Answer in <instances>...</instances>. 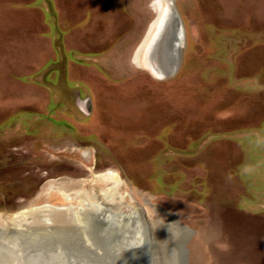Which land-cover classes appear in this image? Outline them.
I'll list each match as a JSON object with an SVG mask.
<instances>
[{"label":"rangeland","instance_id":"obj_1","mask_svg":"<svg viewBox=\"0 0 264 264\" xmlns=\"http://www.w3.org/2000/svg\"><path fill=\"white\" fill-rule=\"evenodd\" d=\"M156 1L0 0V238L8 244L25 240L16 228H32L116 264L129 244H107L93 222L88 240L76 212L114 190L102 174L117 169L124 198L105 201H123L124 213L145 208V264H264V0H172L184 44L178 71L164 79L146 69L156 70L147 47ZM71 138L91 140L83 145L95 156L80 160ZM44 170L55 180L49 189ZM73 171L95 182L81 202L59 194L79 189L68 181ZM45 203L68 207L47 216L38 210Z\"/></svg>","mask_w":264,"mask_h":264},{"label":"bare ground","instance_id":"obj_2","mask_svg":"<svg viewBox=\"0 0 264 264\" xmlns=\"http://www.w3.org/2000/svg\"><path fill=\"white\" fill-rule=\"evenodd\" d=\"M153 6H154V8H156V17L153 20L151 27H150V31L147 35V37H148L150 34H152V41H151V43H149L150 46L147 45V47H150L149 51H148L149 52V55H148L149 59L148 60H150V61H148V62L150 65H152L154 63V65H152V67L156 70L163 69L166 72H169V71L171 72L172 68L174 67V62H175L176 57H177V49H176L177 43L180 42V40H181L180 38L183 37L182 27H181V25L178 26V22L176 20V17L174 16L175 12L173 10V3L171 2V0H158V1L153 3ZM167 17H169L171 19V21L169 18H168L169 19V21H168ZM172 32L175 36L172 34ZM95 176L97 178L98 176H101V175L97 174ZM102 176H105V178L110 177V178L114 179V181H115L114 182L115 185L113 184L114 190L112 192L106 194L107 192L104 191V189H103V191H99V192H101V195L99 197H97L96 194H93L92 196L96 199V201L95 202L92 201L93 203H90V204L87 203L86 207H84V208H80V209L78 208L79 210L76 212L78 215V216H76V221H78L77 222L78 224L80 221V223L85 226V231L87 232L86 236H87L88 240H89L90 235H91L90 232H92V229L96 226L95 224H97V225L101 224V225H103L101 230H100V228L98 230H96V227H95V231H96L95 235L98 237L100 236L99 238L102 237L103 241L106 240L107 242H110V244H112L111 242H113L114 245L116 244L115 240L117 242H119L120 244L123 240L128 241L127 244H129V245L127 247V250L114 255L113 260L115 262H117L116 264H124L129 258H131L132 260H134V262H136L137 258H135V257H136L137 253H142V255L144 257L143 264H145V259H146V256L148 255L149 247H150V242H149L150 236L147 235L149 233L148 232L149 229L147 227L148 222L146 221L147 217L145 214V208H143V207L137 208V207L133 206L130 213H124V212H121L119 209L121 207V204L123 203V201L121 204H118V203L113 204L114 202L106 204L105 200L109 199L111 201L112 200L114 201L113 197L115 199H118L119 197L120 198L123 197L124 194H121V192L119 194V192H118V191H121L120 190L121 187L119 185V179H120L119 176L120 175L117 172H115L113 170L108 171V172L102 174ZM100 178H102V177H100ZM77 185H78V183H77ZM71 193H73V192H71ZM120 198H119V200H120ZM123 198H121V199H123ZM130 198L133 201V199H134L133 196L130 195ZM87 201H89V200H87ZM123 205H124V203H123ZM67 207L68 206H66V207H64V206H61V207L53 206L51 204L45 203L38 210L39 211H46L47 212L46 214H48L47 216H49V213H51V211H53V209H55L54 211L57 212V210L61 211V210L67 209ZM87 208H88V210H86ZM71 209H72V207L70 208V211H71ZM35 211H37V210H35ZM85 211H86V213H83ZM118 211H120V212H118ZM31 212L32 211H30V213ZM73 213H75V212L73 211ZM66 214H68V212ZM26 215H28V214H26ZM91 216H93L94 218L92 220H89V222H86V220H85L86 217L90 218ZM106 218H107V221H106ZM13 220H14V218H13ZM50 220H51V218L46 217V221L48 223L51 222ZM93 220H95V221H93ZM92 222L95 224H93ZM11 224L13 225L14 223H11ZM87 224H88V226H87ZM91 224H93V225L91 226L92 228L90 227V230H89L88 228ZM173 224H175V223H173ZM11 227H13V226H11ZM16 227H17V225H16ZM159 227H160V225H159ZM15 230H17L18 233H20L23 236H28V234L32 235V233H34V230H32V228L19 227V228H16ZM49 232L50 231L47 230V231H45V234L50 235L51 232L50 233ZM97 233H99V234H97ZM130 233H132V237H131ZM31 235H29V236L31 237ZM58 235H55V237L59 240H63V239H60L61 237ZM74 236H77V235H74ZM74 236L72 237L71 240L74 239ZM95 238H97V237H95ZM0 240L2 242V240H4V239L0 238ZM63 241L65 242V240H63ZM77 241H80V240H77ZM86 241L87 240H85L83 242H86ZM3 242H8V241L4 240ZM144 242H145V245H144ZM75 243H73V244H75ZM79 244H81V243L79 242ZM75 245H77V244H75ZM82 247H84V246H82ZM7 258L8 257H6V251H4V250L1 251L0 252V264H5Z\"/></svg>","mask_w":264,"mask_h":264},{"label":"water","instance_id":"obj_3","mask_svg":"<svg viewBox=\"0 0 264 264\" xmlns=\"http://www.w3.org/2000/svg\"><path fill=\"white\" fill-rule=\"evenodd\" d=\"M173 10L175 12L174 16L176 17L178 26L181 25L182 27L178 13L174 7ZM180 39H181L180 42L177 41L178 42L176 46L177 57L171 72L169 71V73H161L159 71L157 72L156 70L152 72L150 70L151 68L149 69L148 66H146L147 67L146 69H148L153 75L161 79L174 75L175 72L178 71V68L180 66L182 49H183L182 47L184 44L183 43L184 33H183V37ZM2 235L3 233L0 232V237ZM9 237L12 239H17L19 236L11 233ZM44 237L42 238L40 235L38 236L32 235L31 237L26 236L23 243L20 241H16V243L19 242V244L15 246L12 243L8 244L7 242L4 243L0 242V248H1L0 252L3 250L6 251V257H8L6 259L7 261L6 264H70L73 261L75 262V264H105L103 262L95 263L92 260V258L90 257L88 258V256L82 254V252L76 251L67 246H65L66 247L65 248L62 245L63 243L60 242L56 243L53 238H46V237L44 238ZM122 247L106 250L104 252L105 262L111 263V255L123 250ZM135 258H137V260L136 262L133 261L132 264H143L144 257L142 253H137Z\"/></svg>","mask_w":264,"mask_h":264},{"label":"flooded vegetation","instance_id":"obj_4","mask_svg":"<svg viewBox=\"0 0 264 264\" xmlns=\"http://www.w3.org/2000/svg\"><path fill=\"white\" fill-rule=\"evenodd\" d=\"M67 58H66V55H63L62 56V59H61V62H60V64H61V69H62V71H64L66 74H67V70H68V67H67ZM65 74V75H66ZM127 87H130V89H132V86H131V84H129ZM130 89H129V91H130ZM88 102H81L80 103V106H81V108L85 111V110H87L86 112H90V108H89V106H88ZM151 134H150V133ZM153 133V134H152ZM156 134H157V132H155V129H153V130H151V131H146V130H144V131H142V132H140V135L141 136H135V137H139V138H141L143 135H145V136H151L152 137V135L153 136H156ZM158 134H159V132H158ZM147 136V137H148ZM127 137H129V136H127ZM130 137H132V136H130ZM148 138H150V137H148ZM93 139H95V138H93ZM71 141H73V142H77L76 144H77V146H73V152H75L76 154V156L77 157H79L80 158V160H83V161H86L87 159L90 161L91 160V155L89 156L88 154L90 153V154H93V156H95V154H96V150H95V148H94V145L93 144H91V145H83V144H90V142L92 143V141L90 140V141H88V142H85V143H80L79 142V140H74V139H72L71 138ZM95 143L97 142V141H94ZM34 145H35V147L39 144L38 142H35V143H33ZM98 145V144H97ZM88 146H90V148H88ZM86 147V148H85ZM84 148H85V150H84ZM33 149H35V148H33ZM88 152H87V151ZM85 152H86V156H85ZM88 153V154H87ZM111 156H112V160H113V157H114V154H112L111 152H108ZM87 160V161H88ZM113 163V165H116V163L114 162V160L112 161ZM90 166H92V170H94V169H96V159H94V162H92V163H90ZM117 166V168L119 167L118 165H116ZM107 169H113V168H106L105 170H107ZM119 169H121L122 171H123V169L121 168V167H119ZM104 170V171H105ZM113 170H116V171H118L117 169H113ZM103 172V171H102ZM102 172H97V173H102ZM119 172V171H118ZM94 173L95 172H92L91 173V176L93 177V175H94ZM71 174H72V176H67L68 177V181H69V183H76V182H79L81 179H79V178H76L75 177V174H76V172H71ZM120 174V173H119ZM40 176H42V179H43V183L44 184H46L47 185V189H49V187H51L50 186V184L52 183V182H55V180L53 179V178H49V176H48V173L44 170V175L42 174V175H40ZM66 177V176H65ZM126 177V176H125ZM127 178V177H126ZM84 180V179H83ZM85 180H87L86 181V183L88 184V189H83V185L84 184H86V183H84V181ZM84 181H82V182H79V184H78V188L79 189H77V192L76 193H71V192H69V193H67V190L64 192L63 191V193L61 194L60 192H59V194L63 197V198H67V199H76V201H78V200H80V198H86V199H88V196H90V194L91 193H94L95 191L94 190H92L93 188H95V182L93 181V179L92 180H90V179H85ZM123 180V179H122ZM124 182V186H125V181H123ZM81 184V185H80ZM37 187L38 186V182H37V185L35 184V185H33V187ZM84 187H86V185H84ZM125 188V187H124ZM26 189H27V187H26ZM96 189V188H95ZM94 191V192H93ZM73 195V196H72ZM34 198V197H33ZM79 198V199H78ZM78 202H81V201H78ZM80 204V203H79ZM80 206V205H79ZM34 207V206H33ZM78 207V206H77ZM111 207V206H110ZM31 208V207H30ZM29 209V208H28ZM93 214V213H92ZM53 216H54V214L53 215H51L50 217L51 218H53ZM93 219V216H91L90 218H88V217H86V222H89V220H92ZM96 219V218H95ZM93 221H95V220H93ZM80 230H83V228L82 229H80ZM24 237H26V236H24ZM27 237H29V236H27ZM127 238V237H126ZM124 242H126V243H128V241H124ZM107 244H110V242H107Z\"/></svg>","mask_w":264,"mask_h":264}]
</instances>
